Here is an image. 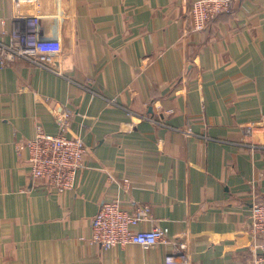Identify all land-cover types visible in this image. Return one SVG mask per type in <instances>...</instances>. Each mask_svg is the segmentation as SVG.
Wrapping results in <instances>:
<instances>
[{
	"label": "crops",
	"instance_id": "1",
	"mask_svg": "<svg viewBox=\"0 0 264 264\" xmlns=\"http://www.w3.org/2000/svg\"><path fill=\"white\" fill-rule=\"evenodd\" d=\"M194 0H0V39L37 18V58L0 65V264H165L170 245L91 241L104 201L147 203L190 264H251L264 200V0L204 30ZM5 35H3V32ZM86 147L75 188L34 184L18 143L40 126ZM128 180V184L124 183Z\"/></svg>",
	"mask_w": 264,
	"mask_h": 264
},
{
	"label": "built area",
	"instance_id": "2",
	"mask_svg": "<svg viewBox=\"0 0 264 264\" xmlns=\"http://www.w3.org/2000/svg\"><path fill=\"white\" fill-rule=\"evenodd\" d=\"M232 1L194 0L188 12L189 28L204 30L218 14L230 12ZM37 23L36 17L28 16L8 33L7 40L0 39V65L24 59L43 66L37 58ZM68 119L66 112L59 113L58 133L47 134L38 126L32 138L17 145L18 149L27 151L32 183L57 194L75 188L86 155L83 140L67 135ZM123 181L128 184L127 179ZM150 220L147 203L133 202L131 208H124L117 199L104 201L91 219V241L103 250L130 243L142 246L165 243L172 248L165 256V264H190L186 240L169 237L168 228L157 224L147 229L138 228L141 222ZM247 232L252 239L249 246L253 257L251 264H264V200L252 203Z\"/></svg>",
	"mask_w": 264,
	"mask_h": 264
}]
</instances>
